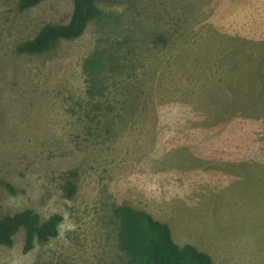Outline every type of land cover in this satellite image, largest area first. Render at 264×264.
I'll return each instance as SVG.
<instances>
[{
    "label": "rangeland",
    "instance_id": "1",
    "mask_svg": "<svg viewBox=\"0 0 264 264\" xmlns=\"http://www.w3.org/2000/svg\"><path fill=\"white\" fill-rule=\"evenodd\" d=\"M18 1L0 0V181L14 188L0 183V215L62 220L27 252L22 231L0 244V264H129L122 203L214 264H264V0H100L106 28L40 55L15 47L66 22L72 2ZM105 33L131 49L95 102L81 64Z\"/></svg>",
    "mask_w": 264,
    "mask_h": 264
},
{
    "label": "trees",
    "instance_id": "2",
    "mask_svg": "<svg viewBox=\"0 0 264 264\" xmlns=\"http://www.w3.org/2000/svg\"><path fill=\"white\" fill-rule=\"evenodd\" d=\"M42 1L19 0L17 6L20 10H26ZM71 2L72 11L66 22L45 23L33 37L19 42L15 52L40 55L52 50L63 40L79 37L89 23L96 24L100 30L106 28L108 12L102 7L100 0H71ZM156 39L163 41L165 37L163 34H156ZM121 47H123L121 40L105 33L96 41L90 54L83 59L81 68L87 78L86 93L91 100H95L105 92L101 73L119 72L125 65L124 57L129 54L131 48L126 46V52H122ZM76 175L73 170L63 175L61 190L67 198H72L77 191ZM0 183L10 191H14L9 183L4 181ZM112 214L117 220L118 246L127 255L129 264H214L208 252L190 243L182 245L176 243L169 225L154 218L145 210L122 203L113 208ZM61 220L62 216L58 213L43 218L29 207L0 215V244L11 246L15 235L22 231V250L27 252L36 243L47 242L56 236Z\"/></svg>",
    "mask_w": 264,
    "mask_h": 264
}]
</instances>
